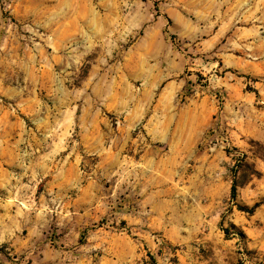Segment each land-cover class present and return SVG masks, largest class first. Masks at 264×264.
Wrapping results in <instances>:
<instances>
[{
    "label": "rangeland",
    "instance_id": "rangeland-1",
    "mask_svg": "<svg viewBox=\"0 0 264 264\" xmlns=\"http://www.w3.org/2000/svg\"><path fill=\"white\" fill-rule=\"evenodd\" d=\"M260 201L264 0H0V264H264Z\"/></svg>",
    "mask_w": 264,
    "mask_h": 264
},
{
    "label": "trees",
    "instance_id": "trees-1",
    "mask_svg": "<svg viewBox=\"0 0 264 264\" xmlns=\"http://www.w3.org/2000/svg\"><path fill=\"white\" fill-rule=\"evenodd\" d=\"M255 91V90H253ZM237 189H238V186H237V182H234L232 188H231V197L232 199H235L236 196H237ZM264 204V201H260V202H257L255 203L252 207H247V206H242V205H237V208L241 211H244V212H247L249 214H254V212L261 206ZM225 232H228L227 229H225Z\"/></svg>",
    "mask_w": 264,
    "mask_h": 264
}]
</instances>
